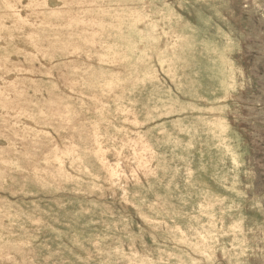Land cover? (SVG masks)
I'll use <instances>...</instances> for the list:
<instances>
[{
	"label": "rangeland",
	"instance_id": "rangeland-1",
	"mask_svg": "<svg viewBox=\"0 0 264 264\" xmlns=\"http://www.w3.org/2000/svg\"><path fill=\"white\" fill-rule=\"evenodd\" d=\"M0 264H264V0H0Z\"/></svg>",
	"mask_w": 264,
	"mask_h": 264
}]
</instances>
